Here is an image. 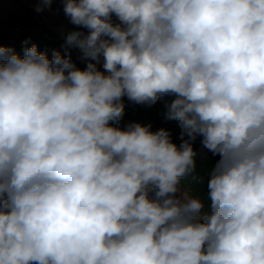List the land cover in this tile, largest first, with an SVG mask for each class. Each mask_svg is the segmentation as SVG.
Masks as SVG:
<instances>
[{
    "label": "clouds",
    "instance_id": "obj_1",
    "mask_svg": "<svg viewBox=\"0 0 264 264\" xmlns=\"http://www.w3.org/2000/svg\"><path fill=\"white\" fill-rule=\"evenodd\" d=\"M64 13L88 30L66 35L83 69L0 45V264H264V0H64ZM166 95L179 145L116 126L123 97ZM197 138L218 157L207 206L181 190Z\"/></svg>",
    "mask_w": 264,
    "mask_h": 264
},
{
    "label": "trees",
    "instance_id": "obj_2",
    "mask_svg": "<svg viewBox=\"0 0 264 264\" xmlns=\"http://www.w3.org/2000/svg\"><path fill=\"white\" fill-rule=\"evenodd\" d=\"M18 3L21 7V21L25 24L31 23L32 12L30 8L22 2ZM51 8L55 10L59 15L68 18L64 13V0H53ZM71 31H79L85 35L88 32L87 29L78 26H74ZM27 41V45H25L24 43L18 44L11 41H1L0 45L13 48L21 56L24 55V50L26 47L36 45L38 50L47 53L50 59L54 51H59L62 55L66 52H70L72 59L77 63V66L81 69L85 67V64L78 59V50L66 43V35L62 37H55L47 34L45 29L44 31H36L32 33L28 37ZM173 99H175L174 95H166L161 97V99L158 100L154 105L148 106L143 104H136L130 101L125 96L123 97V103L125 105L124 116L116 126L123 129L131 122H139L142 125L151 124L153 131H156L160 128H165L170 130L173 142L179 145L181 143V129L179 125H168L166 119L164 118V115L167 111L166 104L171 103ZM193 146L198 153L196 157V170L188 177H185L181 185L185 186L188 189L190 196L200 197L205 201V204L207 206L209 202L207 196L208 172L211 166L215 164V161L218 159V157L213 156L206 149L202 148L200 138H197Z\"/></svg>",
    "mask_w": 264,
    "mask_h": 264
},
{
    "label": "rangeland",
    "instance_id": "obj_3",
    "mask_svg": "<svg viewBox=\"0 0 264 264\" xmlns=\"http://www.w3.org/2000/svg\"><path fill=\"white\" fill-rule=\"evenodd\" d=\"M18 2H22L30 8L32 12L31 23L25 24L21 21V7ZM38 3L39 0H0V42L11 41L23 44L32 33L45 29L47 34L62 37L67 35L75 26L69 22V18L59 15L51 7L37 12ZM98 67L103 71L102 62ZM166 122L168 125H178L176 121L166 120ZM181 190L189 194L188 189L183 185H181Z\"/></svg>",
    "mask_w": 264,
    "mask_h": 264
}]
</instances>
